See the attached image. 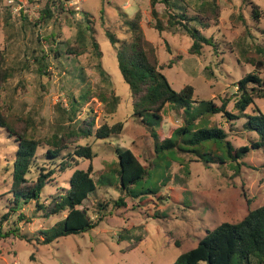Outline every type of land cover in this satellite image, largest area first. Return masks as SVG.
Returning a JSON list of instances; mask_svg holds the SVG:
<instances>
[{"label":"rangeland","instance_id":"1","mask_svg":"<svg viewBox=\"0 0 264 264\" xmlns=\"http://www.w3.org/2000/svg\"><path fill=\"white\" fill-rule=\"evenodd\" d=\"M131 1L80 0L74 6L61 3L54 8L56 21L40 25L36 33L33 28L22 29V19L26 18L29 23L37 22L42 4H31L24 17L13 13L8 17V0H0V50L7 49L10 64H16L23 58L20 47L49 49L47 41L43 40L41 47L36 44L37 34L46 36L58 30V41L73 43L77 22L84 21L85 13L89 14V26L103 53V68L110 76L113 92L121 97V104L111 114L101 102V97H95L82 107L78 120L85 119L87 111L92 110L95 129L104 122L125 123L121 135L105 140H97L93 135L87 139L72 138L68 142L71 148L79 145L93 147V161L82 160L78 169L87 170L92 165L96 180L101 176L111 180L112 185L99 184L97 192L83 205L95 220L99 216L96 214L98 204L107 205L104 212L108 217L94 230L60 238L51 245H39L35 241L30 244L15 236H6L18 216L2 221L12 199L10 190L17 143L5 129L0 128V264H174L182 254L195 248L208 231L226 222H239L250 210L264 205V148L253 147L258 136L244 128L245 119L229 121L222 115L210 119V126L215 124L223 128L236 149L250 148V152L239 161L241 169L231 163H221L217 158L209 160V155L200 156L186 147L185 150L160 153L157 158L153 133L159 135V142L170 138L174 130L186 123L184 113L169 106L161 126L155 128L135 118L130 88L120 72L115 48L106 36V32L111 30L120 39L129 37L127 29L122 26L120 12H126L130 18L141 12L143 32L156 47L160 62L165 66L163 73L172 88L179 92L187 85L193 86L195 100H211L218 105L222 99H231L227 110L238 114L234 110L237 84L249 73L264 75V67L258 71L247 61H264L258 53L260 48H264V0H251L262 12L259 21L252 17L249 3L218 0V21L202 31L206 37L214 39L213 45L204 46L199 55L191 54L192 40L186 33H159L152 28L151 0ZM205 1L187 0L188 14L192 16L198 10L195 2L203 4ZM157 9L162 12L164 6L159 4ZM17 34L21 36L15 40ZM76 59L73 54H65L61 60L50 57L47 71L50 75L39 77L34 72L22 73L12 83L18 91L8 94L4 100L11 124L41 141L39 158H43L46 152L44 141L69 124L60 120L56 107L68 108L70 92L79 94L81 81L77 78L79 64ZM85 72L86 85L91 84L94 94L110 96L112 89L99 88L100 79L94 68H86ZM255 102L264 112V99H256ZM204 122L199 119L193 123V130L208 123ZM63 132L70 133L69 130ZM118 149H131L149 168L146 178L133 187L138 197L127 196L121 191L115 172L119 168ZM213 154L221 157L223 153L215 151ZM38 164H42L40 159ZM73 171L56 174L41 199L68 188ZM120 198L124 199V204L118 207L115 202ZM21 211L31 220V223L21 222V230L31 238L52 228L65 217L61 214L44 218L39 214L33 218V204Z\"/></svg>","mask_w":264,"mask_h":264},{"label":"trees","instance_id":"2","mask_svg":"<svg viewBox=\"0 0 264 264\" xmlns=\"http://www.w3.org/2000/svg\"><path fill=\"white\" fill-rule=\"evenodd\" d=\"M252 8V17L259 21L262 18L260 7L251 0H243ZM198 10L192 16L188 14L187 0H151L152 28L159 33L165 31L177 34L186 33L192 40L190 52L193 55L201 54L204 46H212L214 39L206 37L203 30L209 28L212 22H217L220 17L218 0H206L203 4L195 2ZM162 4L164 9L160 12L157 5ZM37 22L29 23L23 18L22 29L38 32L41 25H49L56 21L54 8L58 5L45 2ZM8 17H11L12 7H7ZM85 13V20L77 22L74 42H60L57 38L60 32L52 31L46 36L36 35V44L41 47L44 41L49 42V49L28 50L20 47L23 58L16 64L9 63L7 49L0 50V128L5 129L10 137L15 138L17 151L12 173V185L10 194L12 199L9 211L3 216L2 221H9L13 215H18L13 223L14 227L6 232V236H15L21 241L39 245H51L60 238L84 234L96 229L108 214L104 212L107 205L98 204L95 220L89 210L83 208L84 203L95 194L99 184H111L109 178L101 176L96 180L93 175V166L87 170L78 169L83 160L93 161L95 154L91 145L75 146L71 148L68 143L72 138L87 139L93 135L97 140H105L111 136L121 135L125 129L124 122L109 124L104 122L95 129V116L92 110H88L87 117L78 120L82 107L91 103L95 97H101L109 113H115L121 104V97L113 92V84L110 76L103 68V53L99 43L93 35ZM141 12H137L134 18L121 11L120 20L122 26L127 29L129 37L120 39L116 33L108 30L106 36L114 46L120 72L124 81L128 84L132 97L133 116L144 125L155 128L161 126L166 109L180 110L184 113L186 123L174 130L172 136L162 142L158 141L159 135L153 133L156 138L157 158L163 152H175L177 150L190 149L200 156L209 155V160L218 159L221 163H231L241 169L239 162L250 152L249 147L236 149L228 140V133L221 127L210 126V119L216 115H222L229 121L245 119L244 128L258 136L253 144L254 148H264V112L256 105V99H264V75L249 73L237 84L233 114L227 110L231 99H222L221 105L214 101H197L195 88L187 85L181 91L172 88L167 77L163 73L165 66L161 64L157 49L153 43L147 40L141 26ZM10 25V24H9ZM21 34L15 36V40ZM47 37V38H45ZM33 42V40H32ZM258 53L264 60V48ZM65 54L76 55L79 64L81 86L79 94L70 92L68 95V108L57 106L60 112V120L68 122L65 128H61L47 140L44 148L46 152L43 158H39L38 151L42 146L41 141L29 136L26 130H18L11 124L10 118L4 107L6 96L18 91L12 83L19 75L26 72H34L39 77L48 74L50 57L56 60L64 58ZM81 57H84L83 59ZM260 71L264 67V61L247 60ZM94 68L99 79L100 87L111 91L110 96L100 93L94 94L91 84L86 85V68ZM171 68V64L168 66ZM20 83V81H19ZM84 85V87H83ZM101 95V96H100ZM3 103V104H2ZM199 105V106H197ZM91 109V108H89ZM248 110L251 113H248ZM149 117V119H148ZM199 119L207 121L204 127L193 130V123ZM207 119V120H206ZM205 123V122H204ZM69 130L70 133H64ZM186 147V148H185ZM222 152L221 157L214 152ZM117 157L119 168L115 170L120 181L121 191L127 196H136L133 187L143 181L149 174V168L144 166L131 149H118ZM215 157V158H213ZM39 159L42 164L39 163ZM207 160V159H206ZM74 170L69 181V187L57 195H49L44 200L41 195L45 188L52 184L54 176ZM35 174V176H34ZM33 204L34 217L41 214L44 218L57 217L65 214V217L52 228L42 230L34 235V238L24 234L21 230V222L31 223L30 218L21 210ZM115 204L119 207L124 204V199H118ZM1 237V231H0ZM264 264V205L250 210L248 215L236 223H223L214 230L208 231L198 245L190 251L182 254L174 264Z\"/></svg>","mask_w":264,"mask_h":264},{"label":"built area","instance_id":"3","mask_svg":"<svg viewBox=\"0 0 264 264\" xmlns=\"http://www.w3.org/2000/svg\"><path fill=\"white\" fill-rule=\"evenodd\" d=\"M51 2L56 5L61 3H66L71 6L79 4L80 0H8V5L12 7V13L21 17L25 15V12H28V7L31 4H36V6H40L42 3ZM40 15H37L38 18Z\"/></svg>","mask_w":264,"mask_h":264},{"label":"crops","instance_id":"4","mask_svg":"<svg viewBox=\"0 0 264 264\" xmlns=\"http://www.w3.org/2000/svg\"><path fill=\"white\" fill-rule=\"evenodd\" d=\"M132 1H133V0H132ZM132 1H131V2H132Z\"/></svg>","mask_w":264,"mask_h":264}]
</instances>
